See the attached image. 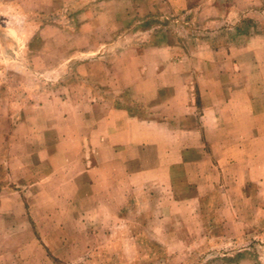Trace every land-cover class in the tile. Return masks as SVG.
Masks as SVG:
<instances>
[{
  "label": "rangeland",
  "instance_id": "obj_1",
  "mask_svg": "<svg viewBox=\"0 0 264 264\" xmlns=\"http://www.w3.org/2000/svg\"><path fill=\"white\" fill-rule=\"evenodd\" d=\"M261 61L264 0H0V264H264Z\"/></svg>",
  "mask_w": 264,
  "mask_h": 264
},
{
  "label": "crops",
  "instance_id": "obj_2",
  "mask_svg": "<svg viewBox=\"0 0 264 264\" xmlns=\"http://www.w3.org/2000/svg\"><path fill=\"white\" fill-rule=\"evenodd\" d=\"M256 41L261 42V37H260L259 35L254 36V42H256ZM254 54L257 55V54H258V51H254ZM260 64L263 65V64H264V61H263V62L261 61ZM260 64H259V65H260ZM2 207H3V206H2Z\"/></svg>",
  "mask_w": 264,
  "mask_h": 264
}]
</instances>
